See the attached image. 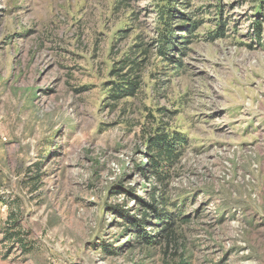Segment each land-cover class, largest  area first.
I'll list each match as a JSON object with an SVG mask.
<instances>
[{
  "label": "rangeland",
  "instance_id": "1",
  "mask_svg": "<svg viewBox=\"0 0 264 264\" xmlns=\"http://www.w3.org/2000/svg\"><path fill=\"white\" fill-rule=\"evenodd\" d=\"M259 4L195 0L183 67L152 49L138 93L108 105L113 61L157 36L155 0H0V264H264ZM160 128L187 140L164 182L135 167ZM158 188L186 219L147 245L119 212L140 218Z\"/></svg>",
  "mask_w": 264,
  "mask_h": 264
},
{
  "label": "trees",
  "instance_id": "2",
  "mask_svg": "<svg viewBox=\"0 0 264 264\" xmlns=\"http://www.w3.org/2000/svg\"><path fill=\"white\" fill-rule=\"evenodd\" d=\"M195 0H155V12L157 23V36L149 41H142L141 37L138 43L128 47L125 53H122L115 61L109 71V78L105 82L107 88L108 105H114L119 99L125 97H134L142 84L143 74L148 65L150 53L154 49L156 55L166 62L173 70L178 71L183 67V57L189 51V45L200 36L195 34L198 28L203 24V19L198 17V8L194 6ZM259 4V9L251 15L252 23L258 33L261 31V21L264 13L260 12L263 0H253ZM218 14H222V9L218 7ZM219 31L211 33L208 38L214 39L224 35L223 24L218 23ZM187 143L186 137L177 130L168 131L160 128L156 131H149L146 135L145 144L146 151L143 155L144 159L136 164L140 175L146 180L164 182L169 177V172L182 153ZM158 202L155 198L149 203L141 202L144 212L140 218L129 215L125 211L119 213L124 214L127 219L125 229H131L132 232L138 234L137 240L141 243L151 245L159 243L158 240H166L171 242L173 236L174 220L185 221L186 217L181 213L175 215L164 210L167 206V199L164 191L160 188L157 190ZM154 226L160 225L157 234L151 235L146 232L145 226L152 219ZM159 236V239H156ZM104 250L107 246L103 244L100 248Z\"/></svg>",
  "mask_w": 264,
  "mask_h": 264
}]
</instances>
